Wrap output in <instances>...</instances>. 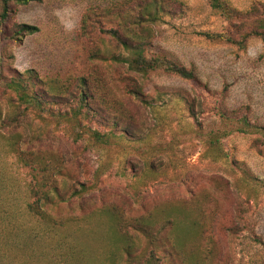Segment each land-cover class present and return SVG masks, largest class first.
Listing matches in <instances>:
<instances>
[{
	"label": "rangeland",
	"instance_id": "rangeland-1",
	"mask_svg": "<svg viewBox=\"0 0 264 264\" xmlns=\"http://www.w3.org/2000/svg\"><path fill=\"white\" fill-rule=\"evenodd\" d=\"M111 1L40 0L15 8L9 19V27L27 24L37 32L4 46L7 78L26 79L32 71L44 82L42 91L72 86L90 73L100 82L93 108L103 97L121 103L129 133L82 120L81 132L114 133L103 146L86 132L75 140L73 125L42 122L32 112L19 125L8 124L14 95L0 88V264H264V138L234 133L217 150L202 140L220 128L221 112L264 128V43L250 39L240 49L208 40L204 33L229 28L210 0H173L149 26L145 55L192 70L194 78L163 71L135 76L150 104L144 107L125 94L118 79L125 69L105 60L118 55L114 44L95 36L87 45L79 31L87 9ZM220 1L238 12L264 4ZM11 135L25 149L64 163L68 177L52 175L58 186L65 183L64 201L55 198L38 212L28 208L35 180L7 152L2 137ZM161 229L167 246L156 251L151 243Z\"/></svg>",
	"mask_w": 264,
	"mask_h": 264
},
{
	"label": "trees",
	"instance_id": "trees-1",
	"mask_svg": "<svg viewBox=\"0 0 264 264\" xmlns=\"http://www.w3.org/2000/svg\"><path fill=\"white\" fill-rule=\"evenodd\" d=\"M40 0H0V88L9 91L14 95L15 107L12 118L7 119L8 124L19 125V119L27 117L28 112L34 113L39 120L56 121L60 123L73 125L78 132L75 134V140L80 139L86 132L93 142L107 146L110 145L114 133L109 136L102 134L96 130L82 131V120L93 121L97 123L112 126L114 131L122 134H128L129 128L123 127L124 107L115 100L107 102L103 97L98 108H93L95 93L100 85L99 80L90 77L87 74L85 78L76 79L72 86L67 84L60 85L58 90L47 85V88L40 90L39 85L44 86V82L37 80V76L32 72H28L29 76L24 79L7 78L3 70V48L6 44L20 42L25 36L32 35L37 32V28L27 24H13L9 27V19L13 16L15 8L26 6L32 2ZM173 0H115L103 7H90L83 14L79 31L84 37L87 45L93 42L95 36L100 38H108L114 44L118 55L111 53L105 56V60H109L114 66L124 68V76H119V81L126 83V95L144 107L150 104L146 99L144 92L139 86L135 76L146 77L148 74L163 71L168 74L175 75L184 80H192L194 74L192 70L177 66L164 57L145 55V47L149 44L151 30L149 26L155 25L162 13H168L169 5L173 4ZM176 3V2H175ZM210 6L218 12V15L228 23V30L220 33H204L203 35L211 41L223 42L233 46L243 48L250 39H258L264 43V4L255 3L249 10L238 12L233 10L220 0H210ZM90 57V56H89ZM95 57V56H94ZM35 81V83H34ZM61 89V90H60ZM77 101V102H76ZM72 102L79 104L77 108L72 107ZM70 109L63 114L55 113V107H67ZM111 105V106H110ZM21 108L19 110L18 108ZM119 109L122 111L120 112ZM125 110V109H124ZM110 112L114 118L110 119L107 113ZM106 115V116H105ZM235 112L220 113L221 126L216 130H212L208 134H202V140L212 149L217 150L220 140L237 133L243 135L258 134L264 138V128L251 125L244 116H237ZM0 128H3V122L0 120ZM1 136V135H0ZM5 141L6 150L14 156L16 162L23 168L27 169L32 180H35L34 186L29 184V194L35 198L33 206L28 205L32 211L38 212L37 207H45L54 204V199L64 201L61 196V189L65 183L58 186L57 182L52 179V175L68 177V170L62 161L56 158H49L39 152H31L25 149L27 145L19 135H11L2 137ZM49 160V161H47ZM34 187V188H33ZM62 187V188H61ZM80 191L83 192L84 185L79 184ZM73 193H76L75 191ZM73 196V195H72ZM36 207V208H35ZM39 209V208H38ZM119 227H123L122 222H118ZM136 223L133 225L135 226ZM170 229V228H169ZM159 230L155 232L151 245L154 250L163 249V244L167 246V241L160 239ZM161 241V242H160ZM170 242V240H168ZM125 254L130 257V246H127ZM155 251V252H156ZM156 262L153 253L149 254ZM152 259V258H151Z\"/></svg>",
	"mask_w": 264,
	"mask_h": 264
}]
</instances>
